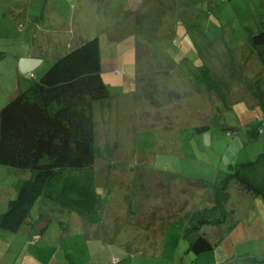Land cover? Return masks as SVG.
<instances>
[{"label": "rangeland", "instance_id": "rangeland-1", "mask_svg": "<svg viewBox=\"0 0 264 264\" xmlns=\"http://www.w3.org/2000/svg\"><path fill=\"white\" fill-rule=\"evenodd\" d=\"M87 1L91 2L90 15L82 20V0H70L69 8L73 11L72 15L70 11L67 14V30L75 32L78 38L72 47L83 39L93 38H99L102 45L101 76L109 98L94 107L96 185L100 197L105 188L110 190L106 208L112 212L104 219L101 230L104 236L114 238L109 239L110 242L116 240L121 246L139 248L140 242L143 245L146 242L147 224L153 223L150 233L158 234L163 231L161 224L168 227L177 222L187 223L181 218L183 213L191 214L212 206L213 197L206 187L194 185L190 192L187 189V195L178 185V179L219 182L232 173L235 165L264 157V110L261 106L250 107L246 101L241 102L240 97L249 95V87L238 78H232L233 73L235 76L244 73L245 77L254 79L259 71L247 41L264 31V0H161L153 4H150L153 0H132L134 6L119 0V3L98 8L92 4L93 0ZM123 6L124 20L120 14ZM178 24L185 30L182 26L177 29ZM109 34L113 41L109 40ZM9 43L12 48L14 43ZM47 50L39 49L37 54L44 55ZM49 52L41 58V66L33 74L28 73L32 82L23 90L39 82L56 60L67 53ZM192 63L199 70L205 64L214 79L223 80L218 92L210 91L200 81L201 72ZM136 76L139 91L135 92ZM11 78L10 69L3 70L0 86L5 87ZM259 79L264 93V76ZM199 126L210 128L200 133L197 132ZM233 129L238 133H233ZM254 130H259L257 138L251 136ZM165 168L173 170V175L156 176L157 170ZM30 173L1 166L0 196L13 193ZM228 192V208L241 211L242 217L247 213L241 207L256 204L262 217L256 226L260 233L264 232V202L257 198L254 203L233 186ZM185 203L186 207L181 208L180 204ZM40 207L44 212L51 208L56 213L61 211L47 201L38 202L32 211L39 212ZM5 210L0 200V216ZM74 217L78 218L76 214ZM53 220L58 231L61 227L57 216ZM205 226L200 233H205ZM176 228L165 231L168 233L166 258L171 252H188L186 240L171 248L173 241L179 240ZM73 231L67 226L64 233L72 235ZM240 246V255L255 252L264 247V234L257 241ZM200 256L203 257L197 264H214L216 256L218 263L228 261L227 256L214 251ZM182 257L178 255L177 263ZM196 257L199 256L190 253L185 263L189 264ZM255 257L264 261V254ZM250 262L242 255L232 260V264Z\"/></svg>", "mask_w": 264, "mask_h": 264}, {"label": "trees", "instance_id": "trees-1", "mask_svg": "<svg viewBox=\"0 0 264 264\" xmlns=\"http://www.w3.org/2000/svg\"><path fill=\"white\" fill-rule=\"evenodd\" d=\"M247 46L259 65V71L254 79L245 77L244 73L238 76L233 73L232 78H238L249 87V95L240 97L241 102L246 101L250 107L261 106L264 110V93L259 86V78L264 76V31L252 36ZM234 59L232 56L233 63ZM199 71L200 81L210 91L218 92L223 80L214 79L205 64ZM107 98L108 90L101 76L100 40L83 39L58 58L39 82L17 92L0 109V167L31 172L0 216L1 229L18 232L29 225L34 206L47 201L61 211L56 213L51 208L44 212L40 207L37 220L31 224L32 238L42 237L54 216L65 232L72 214L79 216L89 231L92 226L99 225V232L103 234L101 224L112 212L106 208L111 195L107 188L102 197L97 192L94 107ZM209 128L199 126L197 132L203 133ZM233 133L238 130L233 129ZM258 133L259 130H254L251 136L257 138ZM231 172L225 179L212 183L178 179V185L187 195L196 187L194 185H202L213 197L211 207L181 216L187 222L183 237L190 244L189 250L196 255L211 252L214 248L207 236L200 233L203 226L228 222L230 228L234 227L235 212L228 208L230 186L264 202V157L237 164ZM199 200L203 201L200 197ZM180 207L185 208L186 203Z\"/></svg>", "mask_w": 264, "mask_h": 264}, {"label": "crops", "instance_id": "crops-1", "mask_svg": "<svg viewBox=\"0 0 264 264\" xmlns=\"http://www.w3.org/2000/svg\"><path fill=\"white\" fill-rule=\"evenodd\" d=\"M93 2L92 4L98 8L100 5L108 3H119V0H93ZM90 3L87 0H82L81 2L82 20H87L90 15L88 8ZM153 3L151 2L150 4ZM69 4L70 0H0V75L3 70L7 69H10L12 73V78L7 85L5 87L0 86V109L13 95L22 91L24 86L31 84L32 80L28 78V73L33 74L36 68L41 66V58L47 56L50 50L59 55L64 54L63 52H68L72 47L71 44L76 40L77 35H75V32L67 30V14L70 11L72 15L73 11L72 7L69 8ZM124 4L134 6L132 0H126ZM61 5H64L65 8H62ZM121 9L122 13L120 14H123L124 6ZM128 10L131 11L130 8ZM124 18L121 16L122 20ZM113 20L114 18L110 21ZM28 25L30 26L28 27ZM179 26L184 29L183 25L180 24L176 28L178 29ZM176 28L173 36L177 30ZM108 37L110 41H113L110 39V34ZM11 41L14 45L9 48V42ZM44 48L48 49L47 52L44 55H38L37 51L39 49L40 51L44 50ZM186 59L180 61L179 64ZM138 65L139 59L136 50V69H138ZM192 65L196 68L193 63ZM33 78H36V76H33ZM138 81L139 79L136 76L135 92L139 91ZM26 83L28 84L26 85ZM173 173V170L165 168L157 170L156 176L167 177L173 175ZM152 176L154 175L152 174ZM183 176L186 177L184 174ZM25 180L26 177L19 182V186ZM19 186L13 193H8L5 197L0 196V200L3 202V210L7 209L10 199L17 195ZM248 199L256 203L255 199L257 198L249 197ZM255 206L256 204L248 205L247 203L244 208L241 207V210L247 213L244 217L240 214L241 211L231 208L235 212L236 217V222L232 225L234 226L233 228H230V223L228 222L219 226H205L207 230H205L204 234L213 243L214 247L211 252L223 254V256H227L228 260L218 263L219 257L216 256L214 264H232V260L238 259L241 255L247 257V261H251V264H263L264 261L256 259L255 255L264 254V247L255 250V252H245V255H240L239 253L241 252H238V249L242 247L240 245L247 246V244L263 237L264 232L261 231L260 233L256 226V223L262 217L258 207ZM38 216L39 212L33 210L29 216V225L22 227L16 233H10L0 228V264H187L185 262L189 260V255L192 253L189 249L186 253L173 254L171 252V255L166 258V253L168 252L165 250L168 233L165 231L167 229L169 232L173 226L177 227L179 240L175 239L173 241L172 248L174 244H180L182 240H185L183 232L187 223L184 222H177L168 227L161 224L163 225V231L158 234L155 232L150 233L154 227L153 223L147 224L145 227L149 231L144 234L146 242L144 245L140 242V247L138 248L135 245L121 246L122 244L119 245L116 240L110 242L109 239L114 238L101 235L99 225L92 226L93 229L89 231L82 219L79 216L75 218L74 214L71 215V218L69 217V227L71 226L74 229L72 235H63L64 232L61 228L57 231V223L52 220L42 237L38 239L32 238L33 227L31 224L37 220ZM242 220L245 223L242 224ZM201 230L204 231V228L202 227ZM64 237L68 239H63ZM87 241L90 242L87 243ZM227 245H232V247L230 248ZM180 254L183 257L180 258L181 262L177 263L178 255ZM200 255H196L199 257L191 259L189 264H197V261L203 257ZM251 255L254 257L250 258Z\"/></svg>", "mask_w": 264, "mask_h": 264}, {"label": "bare ground", "instance_id": "bare-ground-1", "mask_svg": "<svg viewBox=\"0 0 264 264\" xmlns=\"http://www.w3.org/2000/svg\"><path fill=\"white\" fill-rule=\"evenodd\" d=\"M16 24V23H15ZM33 30V29H32ZM33 34V33H32Z\"/></svg>", "mask_w": 264, "mask_h": 264}]
</instances>
